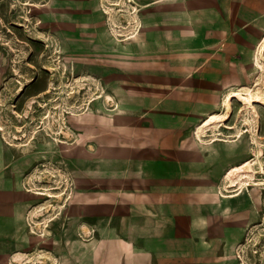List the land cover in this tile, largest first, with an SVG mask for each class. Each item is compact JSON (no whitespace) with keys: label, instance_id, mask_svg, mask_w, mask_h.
Listing matches in <instances>:
<instances>
[{"label":"crops","instance_id":"crops-1","mask_svg":"<svg viewBox=\"0 0 264 264\" xmlns=\"http://www.w3.org/2000/svg\"><path fill=\"white\" fill-rule=\"evenodd\" d=\"M135 1L133 34L114 28L101 0H49L38 9L45 16L31 35L69 56L85 92L68 101L66 126L58 119L55 131L84 239L53 250L67 254L62 264L78 263L76 246L100 252L83 264H222L214 237L230 232V217L218 224L219 204L228 202L219 193L237 142L217 136L235 120L233 108L225 118V95L250 81L245 54L264 39V0ZM26 194L0 179V264H20L33 250Z\"/></svg>","mask_w":264,"mask_h":264},{"label":"rangeland","instance_id":"rangeland-1","mask_svg":"<svg viewBox=\"0 0 264 264\" xmlns=\"http://www.w3.org/2000/svg\"><path fill=\"white\" fill-rule=\"evenodd\" d=\"M48 1L0 0V179L13 180L27 193L28 240L33 249L20 264H62L58 258L65 252L53 250V246L72 237L84 239L77 233L82 225L79 205L66 199L64 147L55 131L58 119L61 127L66 126L68 101L83 99L85 92L82 80L69 73V56L59 51L51 38L31 35L39 22L36 17L45 16L38 9ZM101 2L120 34L136 32L141 12L135 0ZM263 43L264 39H257L248 45L245 64L251 69L246 75L250 81L244 89L237 82L232 90L245 97L252 95L251 104L237 96L226 104L232 91L223 100L225 118L233 108L235 120L230 121L231 133L220 131L217 137L235 139L237 159L227 174L229 183L219 193L228 202L219 204L218 224L222 226L223 217H230V232L214 237L222 264H264V58L259 62V56L264 57V52L260 53ZM82 64L79 59L77 65ZM217 118L211 115L207 122L217 126ZM204 126L199 133L204 132ZM243 147L249 150L244 158L238 155ZM72 253L77 264L100 256L99 251L79 246ZM104 253L115 255L114 251Z\"/></svg>","mask_w":264,"mask_h":264},{"label":"bare ground","instance_id":"bare-ground-1","mask_svg":"<svg viewBox=\"0 0 264 264\" xmlns=\"http://www.w3.org/2000/svg\"><path fill=\"white\" fill-rule=\"evenodd\" d=\"M264 52V43L262 44V46L260 47V53ZM262 55V54H261ZM262 58L264 57H260L259 56V62L262 60ZM237 96L239 100H241L243 103H247V104H251V102L253 101L252 99V95L245 97L243 95H241L239 92L237 91H232L226 98V104H229V98L235 97ZM229 108V107H228ZM228 112H230V109L228 110ZM119 177V176H118Z\"/></svg>","mask_w":264,"mask_h":264}]
</instances>
